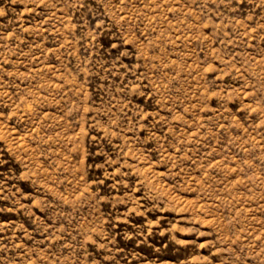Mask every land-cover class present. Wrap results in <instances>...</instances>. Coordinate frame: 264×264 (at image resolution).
Segmentation results:
<instances>
[{"label":"rangeland","instance_id":"374dc122","mask_svg":"<svg viewBox=\"0 0 264 264\" xmlns=\"http://www.w3.org/2000/svg\"><path fill=\"white\" fill-rule=\"evenodd\" d=\"M0 264H264V0H0Z\"/></svg>","mask_w":264,"mask_h":264}]
</instances>
